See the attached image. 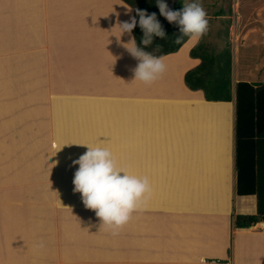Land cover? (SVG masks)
Returning a JSON list of instances; mask_svg holds the SVG:
<instances>
[{
  "label": "crops",
  "instance_id": "crops-1",
  "mask_svg": "<svg viewBox=\"0 0 264 264\" xmlns=\"http://www.w3.org/2000/svg\"><path fill=\"white\" fill-rule=\"evenodd\" d=\"M120 3L113 5L128 15ZM97 20V0H0V264L38 258L70 264L58 258L72 223L89 228L93 244L78 264H264V221L243 229L232 224L234 214L257 212L255 196L242 206L243 196L235 194L233 101H206L185 85L188 40L162 56L166 70L154 82L133 80L138 59L113 35L120 31L98 32ZM184 63L189 67L177 76ZM262 66L254 80H243L264 83ZM57 78L65 89L53 92ZM63 100L73 110H59ZM221 103L232 104L224 170ZM55 126L64 129L55 131L65 135L62 149L72 152L63 162L84 154L73 140L103 141L121 167L149 178L151 190L126 224L102 225L94 210L63 201ZM33 172L52 174V207L44 205L45 195L38 204L20 203L16 191L29 187Z\"/></svg>",
  "mask_w": 264,
  "mask_h": 264
},
{
  "label": "rangeland",
  "instance_id": "rangeland-1",
  "mask_svg": "<svg viewBox=\"0 0 264 264\" xmlns=\"http://www.w3.org/2000/svg\"><path fill=\"white\" fill-rule=\"evenodd\" d=\"M97 1L98 20L96 23V28L98 32H105L107 31V29L111 28V31H120L119 25L116 24L118 22L122 23L125 21H130L131 17L134 16V10L130 5L129 7L132 8V11L128 12V15H126L125 12H122V14L124 15L123 17H121L116 6L113 5V2H115V0ZM120 1L121 0H116L117 3ZM180 1L182 0H165L168 6L177 4ZM182 2L184 5L185 0H183ZM199 2L206 12V16L208 19V29L206 33H204L200 37H188V59L191 62L192 67L187 69L191 70L201 63L199 57H191L190 54L192 49H197L198 54L214 56L218 59V61H227L231 70L232 79L234 78L237 80H254L256 77H258L257 69L263 67L262 63H264V0H199ZM234 2H237L236 5L234 4ZM131 35L133 36V33ZM128 36L129 34L126 33V39L122 41L127 42ZM182 53H184V51H182ZM220 56H222V59L220 58ZM55 58L56 57L51 51V63H54L57 60ZM188 65V63H184L183 66L181 65L182 67L178 70L177 76L179 75L180 70L189 67ZM61 79L57 78V83L59 84H55L51 87L53 92L57 91L60 87L61 89H65V87L63 86V80ZM130 90H132V87H130ZM132 91L139 93L143 90H141L140 87V89L133 88ZM70 103L72 102L65 100L59 102L58 109L61 110L64 108L73 110L72 106H70ZM87 106L88 104L81 105V107L84 108ZM67 121L68 119L63 118V121L61 122L60 126H66L67 123L65 122ZM222 122V150L220 151L221 156L224 152L223 139L225 133V123L224 121ZM81 125L88 124L83 122L81 123ZM57 128L58 127L55 126L53 131V134L56 137L55 144L57 146L55 160V166L57 168L56 171L58 172L57 185L62 187V194L63 196H65L63 201L65 203L73 204L74 202H78L84 204L81 193L74 190V183H69L70 180L74 178V174L78 169L79 165L73 164L72 159H70L68 162H63L64 159H66V156H69L64 153L65 151H67L68 147L66 149H62L61 143L65 135L58 132L56 133L55 131L64 129H59V127L57 130ZM60 160L62 162H59ZM121 163L122 162H117L119 166H121ZM49 167V171L51 172V165H49ZM221 167L222 164L220 165L219 169H222ZM52 181V174L41 176L39 174L34 175L33 172L32 179L27 182L30 188L27 187V184H24L27 188L26 190L22 189L23 193H21L20 189L16 191V193L20 195L19 197L22 198L20 200V203L23 206H25L26 204H34V202L38 204L36 200H41V197L45 195L43 196L45 198L44 205L52 207ZM251 198H253V196L241 197L242 206L247 205ZM29 199H31L32 202H30ZM56 199H58L56 200L58 203L61 202L60 198L56 197ZM72 227L74 229V232L70 235L69 241L64 247L63 254H59L58 260L69 258L70 264H78V255L83 253L87 248L92 247L93 244L90 241L91 232L89 228H83L75 223H72ZM38 259L39 262L35 264H57V260H51L50 258H48L47 260L44 259L45 262H42V258Z\"/></svg>",
  "mask_w": 264,
  "mask_h": 264
},
{
  "label": "trees",
  "instance_id": "trees-1",
  "mask_svg": "<svg viewBox=\"0 0 264 264\" xmlns=\"http://www.w3.org/2000/svg\"><path fill=\"white\" fill-rule=\"evenodd\" d=\"M123 1L133 8L137 20L139 19L137 9L146 10L149 14L155 12L168 34L166 39L154 38L153 44L146 51L156 56H165L175 53L188 40L189 36H182L178 25L169 23L160 14L155 0ZM182 1L168 7L172 10H180L183 7ZM132 33L136 37L137 45L140 46L143 32L139 25L133 29ZM177 37H181L179 43L176 42ZM190 54L191 57H199L201 63L185 73L184 83L188 89L201 91L202 99L206 101H233L234 103L235 194L255 196L257 212L255 214H234L232 224L234 228L238 229L249 228L264 221V83L256 84L246 80L233 83L227 61H218L214 56L198 54L197 49H192ZM220 58L222 59V56ZM221 104L225 123L224 154L222 156V170H224L230 164L228 143L232 132V104ZM73 141L76 142V148L80 152L85 153L88 150L86 145H78L76 140ZM82 144L89 145V142L86 141ZM64 153L69 155L72 152L68 148ZM73 179L69 183L73 182Z\"/></svg>",
  "mask_w": 264,
  "mask_h": 264
},
{
  "label": "clouds",
  "instance_id": "clouds-1",
  "mask_svg": "<svg viewBox=\"0 0 264 264\" xmlns=\"http://www.w3.org/2000/svg\"><path fill=\"white\" fill-rule=\"evenodd\" d=\"M155 2L160 14L169 23L178 25L182 36L200 37L206 33L208 19L199 0H190V2L185 0L180 10L170 9L165 0H155ZM120 4L125 6L127 12L132 11L126 3ZM136 12L139 19L133 16L130 21L118 22L116 25H119L120 33L113 35L139 61L133 69V80L150 84L164 73L166 63L162 56L153 55L146 49L153 44L154 38L166 39L168 34L155 12L149 14L146 10L140 9ZM137 25L143 32L140 46L137 45L136 37L131 35ZM124 33H128L130 37L126 43L120 40ZM180 39L181 37H177L176 42L179 43ZM78 145H86L88 150L73 161V164L79 165L74 174V190L81 193L84 205L95 211L102 225L113 228L123 226L150 192L149 178L133 174L119 166L112 150L103 141L95 146Z\"/></svg>",
  "mask_w": 264,
  "mask_h": 264
},
{
  "label": "built area",
  "instance_id": "built-area-1",
  "mask_svg": "<svg viewBox=\"0 0 264 264\" xmlns=\"http://www.w3.org/2000/svg\"><path fill=\"white\" fill-rule=\"evenodd\" d=\"M206 264H222V263L218 260H208L206 261Z\"/></svg>",
  "mask_w": 264,
  "mask_h": 264
},
{
  "label": "bare ground",
  "instance_id": "bare-ground-1",
  "mask_svg": "<svg viewBox=\"0 0 264 264\" xmlns=\"http://www.w3.org/2000/svg\"><path fill=\"white\" fill-rule=\"evenodd\" d=\"M111 45H112V44H111ZM109 46H110V45H109ZM100 47H101V48H106V47H104V46L102 47V45H101ZM100 47H99V48H100ZM99 48H97V49H99ZM107 48H108V46H107ZM109 49H110V47H109ZM112 51H113V50H112ZM107 53H108V52H107ZM111 54H112V53H111ZM116 54H118V53H116ZM180 56H181V55H180ZM91 60H92V59H91ZM124 62H125V60H124ZM128 93H129V92H128ZM205 264H206V261H205Z\"/></svg>",
  "mask_w": 264,
  "mask_h": 264
}]
</instances>
